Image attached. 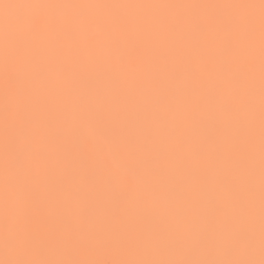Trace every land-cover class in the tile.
I'll list each match as a JSON object with an SVG mask.
<instances>
[{"label": "snow or ice", "instance_id": "obj_1", "mask_svg": "<svg viewBox=\"0 0 264 264\" xmlns=\"http://www.w3.org/2000/svg\"><path fill=\"white\" fill-rule=\"evenodd\" d=\"M0 264H264V0H0Z\"/></svg>", "mask_w": 264, "mask_h": 264}]
</instances>
